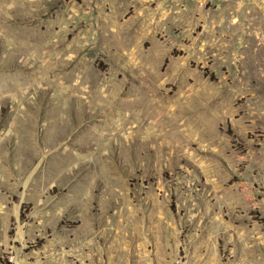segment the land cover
Listing matches in <instances>:
<instances>
[{"label": "rangeland", "instance_id": "1", "mask_svg": "<svg viewBox=\"0 0 264 264\" xmlns=\"http://www.w3.org/2000/svg\"><path fill=\"white\" fill-rule=\"evenodd\" d=\"M10 248L264 264V0H0Z\"/></svg>", "mask_w": 264, "mask_h": 264}, {"label": "crops", "instance_id": "2", "mask_svg": "<svg viewBox=\"0 0 264 264\" xmlns=\"http://www.w3.org/2000/svg\"><path fill=\"white\" fill-rule=\"evenodd\" d=\"M11 253L8 263L6 264H44L46 250L44 248H38L31 251H19L18 249L10 248Z\"/></svg>", "mask_w": 264, "mask_h": 264}, {"label": "bare ground", "instance_id": "3", "mask_svg": "<svg viewBox=\"0 0 264 264\" xmlns=\"http://www.w3.org/2000/svg\"><path fill=\"white\" fill-rule=\"evenodd\" d=\"M29 46V45H28ZM21 48V47H20ZM9 77V76H8ZM2 81V80H1ZM4 81V80H3ZM4 82H7V83H4V84H2V86H1V88H2V91H9L10 90V80L8 79L7 81H4ZM65 98V97H64ZM89 109V108H88ZM63 108L61 107V108H59L58 109V111L56 112V114L58 115V114H62V113H60V112H63ZM63 116V115H62ZM58 117V116H57ZM58 118H60V117H58ZM58 121V120H57ZM59 124V123H58ZM64 124V123H63ZM56 125V124H55ZM54 125V127H56ZM68 126V125H67ZM49 127V126H48ZM54 127H53V129H54ZM62 127V126H61ZM60 129V128H59ZM57 130H58V127H57ZM60 130H62V129H60ZM64 130V129H63ZM70 130V129H69ZM60 132V131H59ZM61 133V132H60ZM73 133V132H72ZM60 135V134H59ZM62 135V134H61ZM57 137V136H56ZM61 136H59V138H60ZM93 137H91V136H89V139H92ZM58 140V139H57ZM58 142V141H57ZM101 142V141H100Z\"/></svg>", "mask_w": 264, "mask_h": 264}]
</instances>
